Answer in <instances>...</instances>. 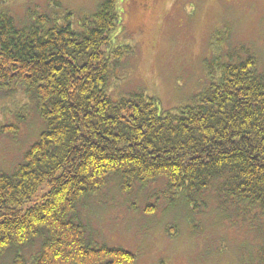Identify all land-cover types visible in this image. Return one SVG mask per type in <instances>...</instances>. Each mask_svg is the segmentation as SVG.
I'll return each mask as SVG.
<instances>
[{
    "label": "trees",
    "instance_id": "trees-1",
    "mask_svg": "<svg viewBox=\"0 0 264 264\" xmlns=\"http://www.w3.org/2000/svg\"><path fill=\"white\" fill-rule=\"evenodd\" d=\"M119 1L102 0L79 21L68 12L22 25L0 12V89L24 90L45 124L16 167L0 171V256L15 250L13 264H135L132 251L88 244L71 218L118 175L128 191L162 180L163 193L192 211L212 192L223 207L251 215V228L259 217L256 264H264V70L253 54L228 51L210 86L176 109L143 92L115 95L135 50L118 38ZM38 238L40 251L25 257L22 248Z\"/></svg>",
    "mask_w": 264,
    "mask_h": 264
},
{
    "label": "rangeland",
    "instance_id": "rangeland-1",
    "mask_svg": "<svg viewBox=\"0 0 264 264\" xmlns=\"http://www.w3.org/2000/svg\"><path fill=\"white\" fill-rule=\"evenodd\" d=\"M101 1L0 0V12L22 25L42 14L62 18L68 12L79 21ZM118 6V38L135 50L115 95L143 92L163 109H176L210 86L228 51L242 58L253 54L264 70V0H120ZM7 124L13 131H2ZM44 128L24 90L0 89V171H12ZM166 188L158 180L123 190L121 177L112 175L78 202L71 218L84 225L88 244L132 251L135 264H256L259 217L251 228V215L223 207L212 192L206 207L192 211L183 198L165 195ZM41 245L38 238L21 253L30 259ZM14 251L0 256V264H13Z\"/></svg>",
    "mask_w": 264,
    "mask_h": 264
}]
</instances>
